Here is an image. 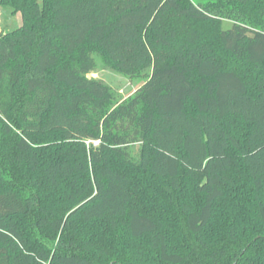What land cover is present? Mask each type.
<instances>
[{"label":"trees","instance_id":"16d2710c","mask_svg":"<svg viewBox=\"0 0 264 264\" xmlns=\"http://www.w3.org/2000/svg\"><path fill=\"white\" fill-rule=\"evenodd\" d=\"M0 5V264H264V0Z\"/></svg>","mask_w":264,"mask_h":264},{"label":"rangeland","instance_id":"374dc122","mask_svg":"<svg viewBox=\"0 0 264 264\" xmlns=\"http://www.w3.org/2000/svg\"><path fill=\"white\" fill-rule=\"evenodd\" d=\"M43 5L44 0H39ZM231 21L225 20L224 26L227 28L231 25ZM22 16L21 13H14L9 8L0 5V32L8 31L15 27L21 26ZM97 65L96 68L88 73L89 77L103 80L106 84L110 85L118 95L119 99H123L132 95L138 87L143 83V79H130L129 77L117 72L112 67L108 66L101 56L95 55ZM225 62H228L225 60ZM94 143L93 140H87L86 144Z\"/></svg>","mask_w":264,"mask_h":264},{"label":"built area","instance_id":"2783aa9c","mask_svg":"<svg viewBox=\"0 0 264 264\" xmlns=\"http://www.w3.org/2000/svg\"><path fill=\"white\" fill-rule=\"evenodd\" d=\"M95 144H98V141H94Z\"/></svg>","mask_w":264,"mask_h":264}]
</instances>
